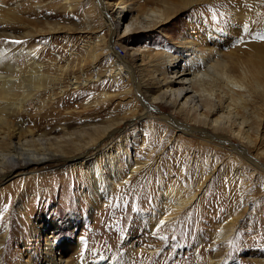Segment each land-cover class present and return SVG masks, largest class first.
Returning a JSON list of instances; mask_svg holds the SVG:
<instances>
[{"label":"bare ground","instance_id":"obj_1","mask_svg":"<svg viewBox=\"0 0 264 264\" xmlns=\"http://www.w3.org/2000/svg\"><path fill=\"white\" fill-rule=\"evenodd\" d=\"M8 1L0 0V190L4 183L14 178H22V183L17 190L8 189L4 191L7 194L1 193L4 202L3 205L0 203V232H4L0 235V264H7L6 253L14 243L25 245L24 264H86L82 244L76 238L59 242L65 232L75 233L82 225L76 216L78 212L74 211L75 214L71 213L64 219L60 218L61 216L56 217L51 221V228L40 224L46 213H40L36 218L32 199L33 196H41L42 192L33 191L32 194L28 191L35 190L34 185H37V189L44 186L33 176L39 177V170L49 165L57 170L61 169L65 180L74 177L75 173L81 174L86 183V187L81 185V192L89 202L90 214L93 215L94 211L99 209L101 200L103 204L110 199L109 194L114 189V184L125 182L127 164L130 167L129 178L145 165L141 159L133 160L131 157L130 138H133L134 142L138 141L137 132H132L130 138L129 133H124L115 141L116 134L136 125V120L132 119L135 115L127 111L129 113L126 115L129 117H114L100 122L94 120L70 130L61 126L63 131L54 134L49 125L41 127L42 109L55 102L68 89H78L84 82L104 77L103 70L97 63L99 56L107 49L111 50L110 54L116 56L114 44L119 40L169 23L184 6L192 2L214 5L216 0H92V9L89 11H83L81 0H64L62 8L66 11L78 9L84 14L85 22L78 28V33L96 35L88 36L85 40V54L71 49V54H75L83 63L88 57L91 58L94 65L89 72L83 67L85 64L80 65L81 62L72 65L70 61L62 64V61L49 60L44 63L32 50L28 51L27 61L22 64L19 59L22 50L15 52L12 47L14 43L8 42L22 39L23 35L15 32L16 28H21L19 26L26 25L22 21V13L27 12L29 8L40 11L44 4L42 0H27L28 3L24 0L11 3ZM28 4H31L29 8ZM207 6L185 24L186 33H182L183 38L175 45V53L164 50L151 56L148 73L151 72L152 78L148 85L136 80L137 70L144 75L141 64L134 65L141 59L138 57V49L131 53L132 59H127V56L119 57L110 75L114 79L117 75L128 72L130 77L137 81L136 94L142 102L146 116H138L136 119L157 114L158 119L175 123L174 127L179 132L193 137L194 143L201 140V143L223 148L230 155L241 159L244 164L264 171V42L253 40L254 36L264 35V23L259 25V21L255 22V19H258V8H234L232 12L218 17L217 21V13L214 12L211 16ZM114 13L118 17L114 18ZM130 13L133 14L131 22L127 23L124 35L116 39L121 23ZM99 18L104 20V25L96 22ZM221 21L230 22L233 30H240L239 35L235 36L238 42L234 45H229L231 38L226 34L228 29L221 25ZM262 21L264 22V17ZM47 24L51 25L50 21L47 20ZM104 26L110 33L107 40L100 34ZM54 27L49 29L51 33L61 31L53 30ZM231 28L229 31L232 32ZM31 33L32 30H29L24 35ZM99 50L102 52L98 53ZM86 74L87 77H84ZM106 94L103 96L108 97L109 94ZM158 102L169 105L170 109L179 113L180 119L172 113H159L156 104ZM125 117L127 121L123 122ZM144 144L142 143V148ZM30 181L36 183L31 184ZM62 188L61 195H68L69 189ZM165 191L163 209L168 212H161L160 216L151 215L152 233L159 230L166 232L167 224L178 220L196 197L194 193L185 196L178 187ZM16 201L19 206L13 208ZM80 205H83L82 202ZM200 213L203 214L204 210H200ZM14 216L20 219L27 230L23 237L17 235L16 239L12 238V233L18 231H14ZM180 223L182 227L183 221ZM238 223L239 220L232 217V214L226 216L225 220L220 222L217 234L212 236L214 243L226 245V248L236 244L233 236ZM29 225L33 226V240L32 236H29ZM49 229L50 233L44 232ZM203 237L200 236L201 243L205 239ZM42 241L43 246L40 244ZM32 242L35 243L33 246ZM152 247L147 252L150 256L149 262L155 261L161 254L160 250L157 252V249ZM72 252L74 253L71 257L66 256ZM10 254L8 262L15 263L19 252L16 250ZM145 254H140L139 257H144ZM255 260L264 263V257ZM206 262L221 264L219 258L211 256ZM100 264L114 263L107 258Z\"/></svg>","mask_w":264,"mask_h":264},{"label":"rangeland","instance_id":"obj_2","mask_svg":"<svg viewBox=\"0 0 264 264\" xmlns=\"http://www.w3.org/2000/svg\"><path fill=\"white\" fill-rule=\"evenodd\" d=\"M14 1L16 0H9L8 3ZM24 2L28 3L27 0ZM63 2L64 0H42L44 7L40 11L30 9L31 4H28V11L21 15L22 21L27 26L23 24L19 26L21 28H16L15 32L23 36L22 39H18L19 43H14L12 47L15 52L23 51L19 57L22 64L27 61L28 51L32 50L37 58L44 63L49 60L62 61V64H67L70 61L72 65L81 62L80 65L85 64L83 67L89 72L94 65L91 58L88 57L85 60L87 62L83 63L75 54H71V49H75L77 53L85 54V49L83 50L85 40L88 36L96 35L78 33L80 32L78 28L85 22L84 14L78 9L66 11L64 7L62 8ZM80 4L84 6L83 11L92 9V0H81ZM207 5L201 2H192L184 6L169 23L150 31L131 34L129 37L119 40L118 44L124 45L126 55L113 56L110 54L111 50L107 49L102 53V56H99L97 63L103 70L102 80H96L98 79L96 77L92 81L84 82L78 89H68L55 102L42 109L43 123L41 127L49 125L54 134L63 131L61 126H66L70 130L72 127L91 123L94 120L100 122L114 117H129L126 115L129 112H133L135 115L132 119L136 120V125L128 130L125 129L121 134H116L115 141L120 139L124 133H129L130 138L132 132H137L139 134L138 141L134 142V139L130 138L131 157L133 160L141 159L145 165L129 178L130 167L127 164L125 166L127 173L125 182L114 184V189L109 194V202L106 201L102 204L103 200H101L99 209L94 211L93 215L90 214L89 202L81 192L83 190L81 187H86L81 174L75 173L74 177L65 180L61 169L57 170L49 165V167L39 170V177L33 176L37 182L44 184L41 187L43 189H37V185H34L35 190L28 191L32 194H34L33 191L42 192L41 196H33L32 199L34 216L37 218L41 215L40 213H46L40 224L51 228V221L56 217L61 216L60 218L64 219L74 211L78 212L76 216L82 225L76 229L75 233L65 232L59 242L76 238L82 244L86 264H100L107 258H110L114 264H207L206 260L210 256L219 258L221 264H264L255 260L264 257V171L244 164L241 159L230 155L223 148L201 143V140L194 143L193 137L179 132L174 127L175 123L158 119L157 114L136 119L139 118L138 116H146L142 102L136 94V80L143 85L150 83L152 75L151 72L148 73L150 71L148 64L151 56L164 50L175 53L173 50L175 45L186 33L185 24L189 19H194L195 15ZM207 7L211 16L214 12L217 13L215 18L217 21L218 17H222L221 15L224 13L232 12L234 8L244 10L258 8L259 17L256 16L259 20L255 19V22L259 21V25L264 23L262 21L264 0H216V4H209ZM132 15L130 13L124 18L116 39L124 35ZM113 17L118 16L114 13ZM47 20L51 25L47 24ZM96 22L101 25L105 23L100 18L96 19ZM221 25L228 29L226 34L231 38L229 45L238 42L235 36L239 35L240 30H233L231 23L227 21ZM53 27L55 28L53 30L61 31L56 30V33H51L49 29ZM76 27L77 29H75ZM102 28L100 34L106 40L109 39L108 29L105 26ZM230 28L232 32L229 31ZM29 30H32V33L24 35ZM134 49L139 50L138 57H141L139 62L134 65L141 64L140 68L144 75L137 70L136 80L130 77L128 72L119 74L113 79L110 72L114 63L118 61L119 57L127 56V59H132L131 53ZM224 49L227 48L224 47ZM100 52L102 50L98 51V53ZM84 77H87V74ZM106 92L109 94L108 97L103 96ZM156 104L159 113L162 112L165 115L172 113L180 119L179 113L170 109L169 105L160 102ZM126 117L123 122L127 121ZM122 127L125 128L124 123H122ZM142 143H145L143 148L141 147ZM36 181L29 183L33 184ZM21 183L22 178H14L3 184V188L0 190L2 205L4 199L1 193L7 194L4 191L8 189L17 190ZM62 187L69 189L68 195H61ZM167 187L169 188L167 189ZM177 187L183 191L185 196L190 193L196 194L193 203L179 217L185 226L182 224L181 227L178 219L167 224L166 232L159 230V232L152 233L151 215L160 216L162 213L168 212L167 209H163V194L166 192L165 190ZM49 192L50 194H48ZM81 202L83 205H80ZM17 206H19V202L16 201L13 208ZM200 210H204V213L201 214ZM229 213L232 214V217H236L239 223L233 236L236 244L226 248V245L223 246L221 243L215 244L212 236L217 234L220 222L224 221L225 217L230 215ZM9 223L11 224V220ZM13 225L15 226L14 231L18 230L12 233L13 239H16L17 235L23 237L27 233L26 227L18 217H15ZM29 227L31 228L29 236H32L33 226L29 225ZM3 232H0V235ZM44 232L50 233L51 229ZM200 236L205 238L203 243L200 242ZM241 237L243 238L241 239ZM34 244L32 242V246ZM40 244L43 246V241ZM10 247L11 249L6 253L7 264H11L9 263L10 253L16 250L19 255L15 263L12 264H24V258H26L24 243H14ZM151 247L157 249V252L160 250L161 254L155 261L149 262L150 256L147 252ZM74 252L66 256L71 257ZM140 254L145 255L139 257Z\"/></svg>","mask_w":264,"mask_h":264},{"label":"built area","instance_id":"obj_3","mask_svg":"<svg viewBox=\"0 0 264 264\" xmlns=\"http://www.w3.org/2000/svg\"><path fill=\"white\" fill-rule=\"evenodd\" d=\"M114 51L118 56H124L126 55V50L124 49V47L121 44H115L114 45Z\"/></svg>","mask_w":264,"mask_h":264},{"label":"snow or ice","instance_id":"obj_4","mask_svg":"<svg viewBox=\"0 0 264 264\" xmlns=\"http://www.w3.org/2000/svg\"><path fill=\"white\" fill-rule=\"evenodd\" d=\"M253 40L256 41H260V42H264V35H257L253 37ZM241 43L243 42V39L241 38ZM8 43H19L18 41H9ZM5 211H7V209H5ZM163 223V222H161Z\"/></svg>","mask_w":264,"mask_h":264}]
</instances>
